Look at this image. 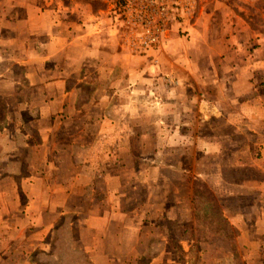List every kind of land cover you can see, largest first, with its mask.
Masks as SVG:
<instances>
[{
    "label": "crops",
    "instance_id": "crops-1",
    "mask_svg": "<svg viewBox=\"0 0 264 264\" xmlns=\"http://www.w3.org/2000/svg\"><path fill=\"white\" fill-rule=\"evenodd\" d=\"M70 4L0 0V264H264V0L146 55Z\"/></svg>",
    "mask_w": 264,
    "mask_h": 264
},
{
    "label": "built area",
    "instance_id": "built-area-1",
    "mask_svg": "<svg viewBox=\"0 0 264 264\" xmlns=\"http://www.w3.org/2000/svg\"><path fill=\"white\" fill-rule=\"evenodd\" d=\"M198 0H114L111 23L117 25L130 53L159 51L174 28L196 12Z\"/></svg>",
    "mask_w": 264,
    "mask_h": 264
},
{
    "label": "rangeland",
    "instance_id": "rangeland-1",
    "mask_svg": "<svg viewBox=\"0 0 264 264\" xmlns=\"http://www.w3.org/2000/svg\"><path fill=\"white\" fill-rule=\"evenodd\" d=\"M215 2H216V0H198V6L196 8V12L198 14L197 15L194 14L195 16L193 15L194 16L193 21L195 20L196 16L200 17L202 11H204V10L207 11L212 6H214ZM60 3H62V2L60 1ZM70 3H72L73 5H76V3H78V5L81 4L80 6H82L85 11H89V13H92V15L94 14L98 18H101V20L108 19L110 21L111 17L113 16L111 0H66V4L71 5ZM232 5L236 6L237 3L236 2H232ZM83 13L84 12L82 10L81 17L83 16ZM110 24H111V26H113L112 23H110ZM108 25H109V23H108ZM181 28L180 29H175V30H178V31H176V33L180 37H182V36L186 37L187 33L183 32V30ZM155 146H156L155 144H151L150 145L149 153H152V152L155 151V149H154ZM155 163H157V162H155ZM142 193H144V192L140 191L138 193V195L142 196ZM203 241H205V239H203Z\"/></svg>",
    "mask_w": 264,
    "mask_h": 264
}]
</instances>
